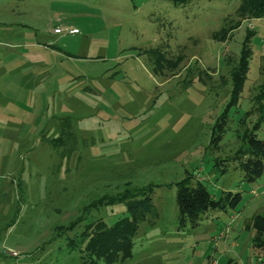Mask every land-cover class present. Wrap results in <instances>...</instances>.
Returning <instances> with one entry per match:
<instances>
[{
	"label": "rangeland",
	"instance_id": "rangeland-1",
	"mask_svg": "<svg viewBox=\"0 0 264 264\" xmlns=\"http://www.w3.org/2000/svg\"><path fill=\"white\" fill-rule=\"evenodd\" d=\"M238 3L0 0V264H80L79 232L128 215L124 202L82 207L146 184L131 255L111 264H264L245 228L264 214V160L245 180L229 158L258 115L264 17L212 38ZM247 29L243 87L213 144ZM255 135L264 140V121ZM186 175L239 201L179 227L174 182Z\"/></svg>",
	"mask_w": 264,
	"mask_h": 264
},
{
	"label": "trees",
	"instance_id": "trees-1",
	"mask_svg": "<svg viewBox=\"0 0 264 264\" xmlns=\"http://www.w3.org/2000/svg\"><path fill=\"white\" fill-rule=\"evenodd\" d=\"M174 4L185 3L188 0H170ZM236 20L227 25L221 26L217 31L212 33V38L217 41H224L229 33L239 26L240 21L245 18L264 17V0H239L235 9ZM252 35V31L247 29L242 42L240 53L236 64L230 70L231 88L226 107L223 109L211 132L210 142L215 144L222 131L223 120L226 117L227 109L235 105L238 101L240 91L245 80L247 69V58L249 48L247 41ZM69 55L68 53H65ZM255 109L258 112L251 129H245L239 136L241 145L236 149L234 154L229 158L236 163L237 167L243 174L245 180H253L261 174L262 161L264 160V140L256 137L255 130L260 123L264 121V78L257 86V92L253 96ZM191 176L186 175L178 181H175V205L177 209V225L182 227L187 223L190 226L195 225L199 217L207 210H224L226 207L233 208L240 198L239 192L230 190L223 191L219 197H213L205 185L200 180L190 182ZM153 184H146L133 189H125L113 197H100L82 207L86 212L89 208L98 204L110 202H124L128 215H122L112 223L106 224L98 218L88 223L78 234L79 242L82 243L80 248V264H111L115 260H123L131 255L132 237L137 227L138 212L149 207ZM81 217L70 221L68 225H57V234L63 229H72L73 224ZM251 228L255 231L252 237L254 245H263L264 238V214L257 213L251 218ZM247 226V225H246ZM68 244H76L73 238L68 239Z\"/></svg>",
	"mask_w": 264,
	"mask_h": 264
},
{
	"label": "built area",
	"instance_id": "built-area-1",
	"mask_svg": "<svg viewBox=\"0 0 264 264\" xmlns=\"http://www.w3.org/2000/svg\"><path fill=\"white\" fill-rule=\"evenodd\" d=\"M52 32L53 33H62V32H69V33H72L74 32V30H71V29H63L62 27L60 26H57V27H53L52 28ZM210 264H216V262L214 260H210L209 262Z\"/></svg>",
	"mask_w": 264,
	"mask_h": 264
},
{
	"label": "crops",
	"instance_id": "crops-1",
	"mask_svg": "<svg viewBox=\"0 0 264 264\" xmlns=\"http://www.w3.org/2000/svg\"><path fill=\"white\" fill-rule=\"evenodd\" d=\"M54 34H59V33H54ZM258 260V259H257Z\"/></svg>",
	"mask_w": 264,
	"mask_h": 264
}]
</instances>
